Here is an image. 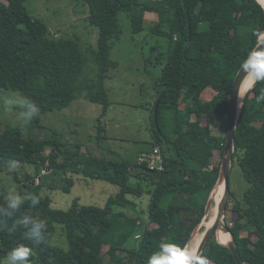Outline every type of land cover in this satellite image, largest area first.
I'll return each instance as SVG.
<instances>
[{
  "label": "trees",
  "instance_id": "obj_1",
  "mask_svg": "<svg viewBox=\"0 0 264 264\" xmlns=\"http://www.w3.org/2000/svg\"><path fill=\"white\" fill-rule=\"evenodd\" d=\"M82 1L88 9L85 19L98 31L96 49L90 50L93 76L84 74L88 58L76 38L55 35L29 14L26 0H0V89L31 98L40 110L25 129L0 127V173L9 161H19L32 165L39 178L35 182L30 173L23 181L16 177L21 183L18 192L37 195L39 204L31 207L28 201L14 216L0 215V264L19 245L32 249V264H148L151 250L161 242L185 247L206 218L205 205L219 173L220 160L213 155L216 149L222 152L224 135L213 132L210 119L225 118L235 74L264 29V8L257 0ZM147 11L156 13L157 19L145 20ZM120 13L128 16L133 34L147 30L166 41L148 104L152 139L147 150L158 146L161 171L148 170L136 159L132 165L128 160L83 152L81 142L71 146L55 138L29 136L42 127L43 114L67 108L80 95L101 105L99 117L106 114L112 102L105 81L118 68L111 50L122 34ZM261 90L264 82L245 93L235 130L232 166L236 162L248 187L231 206L237 217L236 225L229 228L242 264H264V102H256ZM161 91L157 129L153 107ZM97 126L106 129L101 122ZM47 167L52 168L50 182L40 174ZM55 175L62 185L55 183ZM75 175L105 180L117 191L102 206L74 200L66 209L56 208L49 191L59 187L69 193ZM164 196L170 199L161 206ZM235 197L230 190L229 198ZM5 199V193H0V206ZM25 215L46 223L45 242L37 245L25 239L26 229L19 223ZM57 226L62 229L58 234L65 237V249L57 235L53 241ZM219 230L218 241L227 244L229 234ZM220 243L213 233L200 256L209 264H237L229 248Z\"/></svg>",
  "mask_w": 264,
  "mask_h": 264
},
{
  "label": "rangeland",
  "instance_id": "obj_2",
  "mask_svg": "<svg viewBox=\"0 0 264 264\" xmlns=\"http://www.w3.org/2000/svg\"><path fill=\"white\" fill-rule=\"evenodd\" d=\"M25 7L31 16L46 23L55 35L61 33L76 38L80 42L88 58L84 74L93 76L95 66L91 61L90 50L96 49L98 31L85 19L88 11L87 5L82 0H26ZM119 20L122 34L112 50V57L118 61V68L105 81L108 97L112 102L101 122L106 130L97 126L101 105L92 103L80 95L67 108L61 111H47L43 114L41 116L42 127L29 132V136L35 139L55 138L71 146L75 142H81L84 147H80V150L83 152L92 148L108 158L128 161L135 158L139 149L149 146L145 139L149 124L146 103H149L147 101L153 93L154 80L160 73L164 61L166 41L164 38L150 34L147 30L133 34L130 30V20L125 13L119 14ZM153 46H159V48L151 50ZM150 55H152L151 61L148 60ZM16 93L18 92L0 89V127L10 124L20 125L25 129V125L29 123H22L18 120L17 110H5L2 105L3 98ZM136 104H143L145 107L142 108ZM204 117L201 118L202 122L205 121ZM192 118L195 119V115ZM210 124L215 134L220 137L224 135L225 118L222 115L212 116ZM104 131H106L105 136L102 135ZM27 133L28 131L24 130V135H28ZM170 137L175 138V135L170 134ZM140 138H142L141 141ZM50 150L51 148L47 147L46 151ZM221 157V150L216 149L213 158L221 160ZM28 173L35 176L34 181L38 182V175L32 165L9 161L0 173V193L4 192L7 195L9 189H15L18 192L17 186L21 183L16 181V177L23 181ZM40 174L45 175V182L52 180L51 167H47L44 171L41 170ZM54 181L61 185L63 183L59 175H55ZM73 182L69 193L63 192L59 187L49 191L56 208L66 209L74 200L81 205L102 206L106 199L117 191L116 185L101 179L75 175ZM247 187L248 183L242 177L235 162L230 171V190L236 197L232 200L229 198L225 212L229 226L236 225L237 217L231 206L235 203V199L241 198ZM169 199L170 196H164L160 203L161 206H166ZM141 207L146 208L147 204ZM211 214L210 209L206 218L208 219ZM205 219L195 228L189 241L197 234L203 233L206 227ZM154 225V222L150 223V226ZM59 232H62V229L57 226L53 241L57 235L58 239L65 241L62 242L65 249L67 247L65 237L58 234ZM240 234L245 235L246 233L240 232ZM216 236L218 239L221 236L219 229ZM107 249V245L103 246L104 252ZM157 250L158 248H153L149 257Z\"/></svg>",
  "mask_w": 264,
  "mask_h": 264
},
{
  "label": "clouds",
  "instance_id": "obj_3",
  "mask_svg": "<svg viewBox=\"0 0 264 264\" xmlns=\"http://www.w3.org/2000/svg\"><path fill=\"white\" fill-rule=\"evenodd\" d=\"M241 71L248 80L250 88L264 82V50H251L241 65ZM237 95L241 100L240 94ZM256 102L258 104L264 102V90H261L256 97ZM2 105L5 110H17L18 120L22 123L31 122L38 117L40 111L31 98L19 93L3 98ZM28 201L31 207L39 204L37 195H22L15 189H9L5 204L0 206V215L12 217ZM19 223L26 229L25 239L37 245L46 241L47 225L43 220L25 215ZM30 256L32 249L26 245H19L7 253L3 264H32ZM148 264H209V261L202 255L193 254L187 247H181L174 242H161L158 250L148 258Z\"/></svg>",
  "mask_w": 264,
  "mask_h": 264
},
{
  "label": "water",
  "instance_id": "obj_4",
  "mask_svg": "<svg viewBox=\"0 0 264 264\" xmlns=\"http://www.w3.org/2000/svg\"><path fill=\"white\" fill-rule=\"evenodd\" d=\"M259 3L264 8V5L261 2ZM263 33H264V29L260 33L258 40L255 46L253 47V49L264 50V36L262 35ZM241 65L235 74V77L233 79L231 89H230V94L228 98V107H227L226 116H225L224 144H223V150L221 152L222 157L220 160L219 173H218V178L209 193V196H208V199L205 205V214H208V212L210 211L213 205V197L215 196V193H216L215 192L216 187L222 181L224 184V189H223V193H222L220 200L218 201V203L215 204L214 219L211 225H209L208 227L206 226L205 229L203 230V233H202V236H201V239H200V242L196 249V254H195L197 256H200L205 243L208 241L209 237L213 233L215 234V238L217 242L220 243L216 235H217V230L221 229L222 231H225L229 234V242L227 244H222V243L220 244L225 245L229 248L237 264H242V262L240 259L239 251L237 249L236 241L234 239V234L229 228V225L227 224V221L225 218V212H226V207H227V203L229 200V194H230V171L232 167L233 153L235 149V130L237 127L244 95L247 92V90L250 88L249 87L247 90H245L244 93H242V90L244 88L243 80L245 79V77H244V73L241 71ZM237 93L240 94L241 100L239 99ZM163 95H164V91H161L153 107V119H154L155 127L157 129H158V126H157L158 108H159L160 101L163 98Z\"/></svg>",
  "mask_w": 264,
  "mask_h": 264
},
{
  "label": "bare ground",
  "instance_id": "obj_5",
  "mask_svg": "<svg viewBox=\"0 0 264 264\" xmlns=\"http://www.w3.org/2000/svg\"><path fill=\"white\" fill-rule=\"evenodd\" d=\"M259 2H261L264 5V2H262V0H258ZM243 84H244V88L242 90V93L245 92V90H247L249 88V82L247 79L243 80ZM223 189H224V184L223 181L216 187L215 190V196L213 197V205L211 207V215L209 216V218L205 219L204 223L205 226H209L211 225L213 219H214V215H215V204L218 203V201L220 200L222 193H223ZM193 235V234H192ZM202 234H197V236L194 237V239H191L187 245L185 247H187L193 254H196V249L199 245L200 239H201Z\"/></svg>",
  "mask_w": 264,
  "mask_h": 264
},
{
  "label": "built area",
  "instance_id": "obj_6",
  "mask_svg": "<svg viewBox=\"0 0 264 264\" xmlns=\"http://www.w3.org/2000/svg\"><path fill=\"white\" fill-rule=\"evenodd\" d=\"M136 162L145 165L148 170L161 171L164 166L158 146H154L150 150L140 151L136 156Z\"/></svg>",
  "mask_w": 264,
  "mask_h": 264
},
{
  "label": "crops",
  "instance_id": "obj_7",
  "mask_svg": "<svg viewBox=\"0 0 264 264\" xmlns=\"http://www.w3.org/2000/svg\"><path fill=\"white\" fill-rule=\"evenodd\" d=\"M144 17H145V20H147V21H150V20H155V19H157V14L156 13H154V12H151V11H147V12H145V15H144ZM120 40V39H119ZM118 40V41H119ZM117 41V42H118ZM116 42V43H117ZM116 43H115V45H116ZM115 45H114V47H115ZM113 47V48H114ZM113 48H112V50H113ZM112 50H111V56H112ZM113 58V57H112ZM113 59H115V58H113ZM153 91H154V89H153ZM153 94L154 93H152L151 94V96H149L150 98V101H149V99H148V101L147 102H151V100H152V98H153ZM149 103H146V105L147 106H149L148 104ZM112 104V103H111ZM136 105H139V107H142V108H144L145 107V105H143V104H136ZM110 107V106H109ZM138 107V106H137ZM108 110H109V108L107 109V112H108ZM107 112H106V114H107ZM106 114L105 115H103V116H98L97 117V120H99V122H102V118L104 117V116H106ZM147 114H148V116H147V120L149 121V124L147 125V130H148V133H147V137H145V139L147 140L146 142H148V141H151V139H152V130H151V113H150V108H148L147 107ZM104 126V125H103ZM212 127V126H211ZM101 128H102V126H101ZM104 128H105V126H104ZM213 129V128H212ZM106 130V129H105ZM105 132V131H104ZM103 135H104V133H103ZM141 139L142 138H140V141H141ZM83 146V144L81 145V147ZM84 147V146H83ZM86 150H87V147L85 148ZM147 149H149V146L148 147H146V148H142V149H139L138 151H137V153L135 154V158L133 159V160H131L130 162H131V164L133 165L134 164V162H135V159H136V156H137V154L140 152V151H145V150H147ZM88 151H91V152H93L95 155H97V156H101L99 153V151L98 150H94V149H90V150H88ZM88 151H86V152H88ZM110 157V156H109ZM133 168H136V167H134V166H132V168L131 169H133Z\"/></svg>",
  "mask_w": 264,
  "mask_h": 264
}]
</instances>
